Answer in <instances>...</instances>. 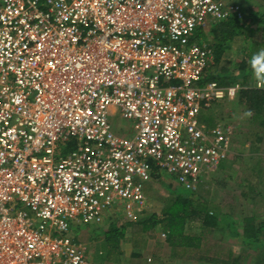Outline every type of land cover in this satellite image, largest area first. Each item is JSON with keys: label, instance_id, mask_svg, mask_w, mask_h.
<instances>
[{"label": "built area", "instance_id": "obj_1", "mask_svg": "<svg viewBox=\"0 0 264 264\" xmlns=\"http://www.w3.org/2000/svg\"><path fill=\"white\" fill-rule=\"evenodd\" d=\"M245 13L242 0H0V264H89L71 227L113 207L137 220L154 165L192 190L215 172L230 127L199 116L243 87L199 84L215 54L197 31Z\"/></svg>", "mask_w": 264, "mask_h": 264}, {"label": "rangeland", "instance_id": "obj_2", "mask_svg": "<svg viewBox=\"0 0 264 264\" xmlns=\"http://www.w3.org/2000/svg\"><path fill=\"white\" fill-rule=\"evenodd\" d=\"M242 4L245 12L250 15L256 12L264 13V0H242ZM258 24L251 19V25L258 28L257 32L249 35L248 38L240 37L235 40L222 62L213 63L210 70L217 73L224 70L223 68L232 69L242 59H250L252 53L250 42L264 41V29ZM208 28L209 25L206 26V29ZM198 38L200 41L211 42L210 38L206 39L203 35ZM251 74H253L252 78H255L250 85L254 86L258 75L256 72ZM213 107L216 122H223L230 127V152L223 166L201 182L197 193L208 199L215 206L214 208L229 213L237 225L248 215L264 217V126L253 123L252 113L245 101L226 99ZM111 122L115 129L132 127V123L122 118L119 113L111 117ZM66 144L68 148L62 146L61 153H69L75 148V142L71 140ZM165 176L167 179L153 177L146 189L148 206L139 219L154 212L160 213L175 194L192 192L191 189L178 184L174 176L169 174ZM122 211L113 207L106 212L102 223L71 227V234L88 246L89 264H100L102 261L104 262L101 264H231L232 259L238 254L243 256L238 264H260L258 256L264 253V248L255 249L243 242L241 237L232 235L223 216L221 227L213 230H203L199 219L188 225L187 232L200 236L206 244H204L206 249L176 248L168 243L167 237H164L159 229L153 233L143 232L141 226L129 221L130 219H127ZM114 227H122L126 231L125 237L118 242L119 251L115 247L119 253H109V246L112 244L104 235ZM205 250L210 251V256L220 254L221 260L227 263L201 259L206 255Z\"/></svg>", "mask_w": 264, "mask_h": 264}, {"label": "trees", "instance_id": "obj_3", "mask_svg": "<svg viewBox=\"0 0 264 264\" xmlns=\"http://www.w3.org/2000/svg\"><path fill=\"white\" fill-rule=\"evenodd\" d=\"M254 15V16H252ZM252 15L245 13L242 19L230 17L222 21H214L209 24L208 29L200 30L197 36L210 38V44L214 48V63H221L227 50L230 49L236 38L245 37L253 34L256 28L251 25V19L260 24L264 29V13L256 12ZM250 20V21H249ZM258 24V25H259ZM259 27V26H258ZM253 49H255V45ZM257 51H255L256 53ZM253 57L242 59L237 62L234 68H223L220 72H212L210 68L205 72L199 84H205L211 80H217L222 85L240 84L244 86L237 99L245 101L249 111L252 113V121L255 124L264 126V85L262 87L251 86L248 84V77L255 67H264V56H261L253 64ZM259 79L264 83V74H260ZM159 170L154 165L153 173L157 177ZM179 184V183H178ZM200 185V184H199ZM199 187V186H198ZM186 188V187H185ZM189 189V188H187ZM198 189V188H197ZM197 189L191 193H178L164 205L160 213L154 212L138 223L144 232L161 231L166 233L168 243L176 248H205V243L200 236H194L187 232L188 225L194 220L201 221L203 230H213L221 227L222 216L227 220L230 232L241 237L243 242L250 244L255 249L264 248V217L256 215L245 216L239 225L228 214L214 208L212 203L197 193ZM215 209V210H214ZM125 228L114 227L107 231L108 241H117L125 237ZM153 235V234H151ZM205 244V245H204ZM205 256L201 259L211 262L227 263L222 261L220 254L210 256V251L205 250ZM232 254V253H231ZM230 254V257L232 255ZM243 256L240 254L232 259L231 264H238ZM260 264H264V253L258 256Z\"/></svg>", "mask_w": 264, "mask_h": 264}, {"label": "crops", "instance_id": "obj_4", "mask_svg": "<svg viewBox=\"0 0 264 264\" xmlns=\"http://www.w3.org/2000/svg\"><path fill=\"white\" fill-rule=\"evenodd\" d=\"M254 27V26H253ZM255 28V27H254ZM204 30L205 28H203V27H200L199 29H198V31H197V34H198V32L200 31V30ZM257 30H258V28H256L255 29V31L253 32V33H255V32H257ZM238 39H240V37L239 38H236L235 40H238ZM252 44H254L255 45V49H253V45ZM250 45H252L251 46V50H252V53H251V55H250V58H252V57H254V56H257V54H259V53H261V52H264V41L263 42H257L256 40L254 41L253 40V42H250ZM263 48V49H262ZM253 50H254V52H253ZM257 50H259V51H257ZM255 51H257L256 53H255ZM247 59V58H246ZM259 69H260V67H255V69L254 70H252L251 71V73H253V72H256L257 73V77H256V79H255V81L257 82V80L259 79V76H260V73H259ZM250 73V76L248 77V84H251L250 82L255 78V77H253L252 78V75L253 74H251ZM255 86H256V83H255ZM242 87H244V86H242ZM235 99H237V98H235ZM215 106V105H214ZM214 110H215V108L214 107H212V108H210V109H207V110H203L202 111V113L200 114V120H201V122H202V124H204L205 126H207V127H211V126H213L215 123H216V117H215V114L213 113L214 112ZM129 121V120H128ZM131 122V121H130ZM132 123V122H131ZM116 130L120 133V134H123V135H129L132 131H133V129H132V127L131 128H128V129H125V128H123V127H118V128H116ZM227 159V158H226ZM226 159L225 160H223L222 162H221V164L219 165V167L218 168H220L221 166H223V163H225V161H226ZM165 174H167V173H164V172H162V171H159L158 172V175H157V177L156 178H165V179H167L166 178V176H165ZM153 177H155V175H154V173H153ZM151 182V181H150ZM150 182H148L147 184H146V186H145V189H147L148 188V186H149V184H150ZM201 184V183H200ZM147 206H148V203H147ZM147 208V207H146ZM111 209H113V208H111ZM111 209H109V210H111ZM120 209H122V208H120ZM109 210H107V211H109ZM123 210V209H122ZM146 210V209H145ZM106 211V212H107ZM106 212H105V214H106ZM123 213H124V210L122 211ZM143 212H144V210L143 211H140V212H138V215H139V218H141L140 217V215L141 214H143ZM224 212V211H223ZM224 213H226V212H224ZM226 214H228V216H231L229 213H226ZM125 215V214H124ZM104 217H105V215H104ZM224 217V216H223ZM126 218L127 219H130V218H128L127 216H126ZM137 219V220H129V221H131V222H136L137 224H139L138 223V221L139 220H142V219ZM84 224V223H83ZM85 224H87V223H85ZM89 224H92V223H89ZM96 224V223H95ZM75 225H80V224H75ZM140 226V225H139ZM142 230V229H141ZM144 232V231H143ZM106 234H107V232H105L104 233V235H105V237H106ZM232 235H234L233 233H231ZM236 236V235H235ZM76 237V236H75ZM77 238V237H76ZM79 240V239H78ZM107 240V239H106ZM80 241V240H79ZM108 241V240H107ZM82 242V241H81ZM110 244H112V245H110L109 246V253H113V252H117V253H119L118 251H119V240H117V241H108ZM84 243V242H83ZM86 244V243H85ZM87 245V244H86ZM115 247L116 248H118L117 250L118 251H116V249H115ZM121 251H123L122 250V248H121ZM120 254H121V252H120ZM89 255H90V253H89ZM238 255H240V254H238ZM149 260H150V258H149ZM100 261V260H99ZM105 261H106V259H105ZM102 262H104V261H102ZM102 262H100V264L102 263ZM145 264H151V263H145Z\"/></svg>", "mask_w": 264, "mask_h": 264}, {"label": "clouds", "instance_id": "obj_5", "mask_svg": "<svg viewBox=\"0 0 264 264\" xmlns=\"http://www.w3.org/2000/svg\"><path fill=\"white\" fill-rule=\"evenodd\" d=\"M261 56H264V52H261V53H259V54H257V56H254L253 57V64H255V61L257 60V59H259Z\"/></svg>", "mask_w": 264, "mask_h": 264}]
</instances>
